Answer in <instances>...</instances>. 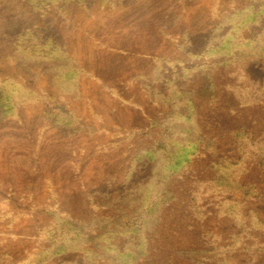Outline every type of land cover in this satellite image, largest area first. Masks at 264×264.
Returning a JSON list of instances; mask_svg holds the SVG:
<instances>
[{
	"label": "rangeland",
	"instance_id": "obj_1",
	"mask_svg": "<svg viewBox=\"0 0 264 264\" xmlns=\"http://www.w3.org/2000/svg\"><path fill=\"white\" fill-rule=\"evenodd\" d=\"M247 2L139 0L127 4L125 0H89L69 5L65 16L53 18L55 31L87 70L84 74H90L83 75L74 94L64 95L37 63L25 66L14 58L0 61V78H15L51 99L28 103L18 110L16 117L0 120V251L12 254L9 264L25 259L31 250L38 254L33 264L39 263L40 254L52 247L54 233L48 226L54 223L56 212L63 218L89 221L93 210L98 208L95 199L99 195L121 194L117 189L139 191L138 178L152 174L154 167L160 168L154 162H145L148 159L141 161L142 155L137 156V152L159 144L155 133L160 135L162 128L155 122L162 125L161 119L170 107H158L154 101L144 100L135 84H141L143 78L149 82L157 78L158 65L166 64V61L158 64L159 57L171 60L164 72L166 77L172 60L180 55L174 46L188 31L203 36L214 23V16L218 15L217 23L223 17L221 13L233 12ZM20 22L14 24L20 34L32 28L25 21ZM7 28L9 23L3 24L0 32ZM214 77L222 93L223 108L201 106L198 120L204 135L215 139L217 149L194 158L171 181L170 189L178 198L166 208L158 227V232L162 230L178 246L203 247L207 240L203 232L191 227L194 212L190 191L194 182L214 174L211 169L214 161L235 154L236 132L246 129L248 135L254 134L253 139L264 136V104L243 107L228 89L240 80L247 93L262 95L264 60L250 58L214 72ZM116 92L135 102L134 107L115 99ZM136 103L140 106L136 107ZM56 108L74 112L83 124L93 127L92 134L72 136L69 130L44 117L46 110ZM174 115L164 125L185 126V120L175 111ZM130 179L139 185L126 190L125 183ZM242 180L255 183L264 192V167L254 165ZM246 208L264 219V200L250 202ZM196 218L201 224L198 215ZM212 225L227 240L241 232L231 221ZM6 231L12 234H5ZM36 237L41 240L38 244ZM237 251L233 256L238 264H264V256ZM28 263H32L31 259Z\"/></svg>",
	"mask_w": 264,
	"mask_h": 264
},
{
	"label": "trees",
	"instance_id": "obj_2",
	"mask_svg": "<svg viewBox=\"0 0 264 264\" xmlns=\"http://www.w3.org/2000/svg\"><path fill=\"white\" fill-rule=\"evenodd\" d=\"M87 1L0 0V26L9 23L5 30L8 32H0V50L3 51L0 61L14 58L25 66L37 63L64 95L76 93L80 79L90 74H84L87 70L59 38L53 18L65 16L69 5ZM138 1L125 0L127 4ZM221 15L223 17L217 23L218 15L214 16V23L203 36L188 31L177 42L174 47L180 55L172 60V68L168 69L166 77L164 72L171 60L159 57L158 64L161 61L166 64L158 65L157 78L151 82L143 78L141 84H135L144 100L154 101L158 107H170L161 119L162 125L155 122L162 128L160 135L155 133L159 144L137 152V156L142 155L141 161L148 159L145 162H154L160 168L154 167L152 174L138 178L139 191L117 189L121 194L99 195L95 199L98 208L93 210V218L89 221L63 218L56 212L54 223L48 226L54 233L52 247L40 254L38 264H137L147 260V264H238L233 256L237 250L254 257L264 256V219L246 208L250 202L264 200V192L255 183L242 180L254 165L264 167V136L253 139L254 134L248 135L246 129L235 133V154L214 161L211 168L214 174L195 181L190 191L195 216L191 227L206 236L208 241L205 238L204 246H178L170 242L162 230L158 232L166 208L178 198L170 189L171 181L194 158L217 149L215 139L204 135L198 120L201 106L215 110L223 108L222 93L214 72L242 64L250 58L264 60V0H248L233 12L224 11ZM20 20L32 28L20 34L21 30L14 26L15 22L21 23ZM2 40L9 43L1 44ZM239 82L236 80L235 87L228 89L243 107L264 104V93H247V88L241 87ZM116 93H113L115 99L134 107L135 102ZM47 100L51 99L46 93L34 91L15 78H0V120L16 117L18 110L28 103ZM139 106L136 103V107ZM173 110L185 120V126L169 128L164 125L175 116ZM44 117L69 130L72 136L83 132L92 134L91 125L83 124L78 115L64 108L46 110ZM125 184L126 190L139 185L132 179ZM222 221L233 222L241 232L227 240L212 225L220 226ZM5 234L11 235L12 231ZM35 239L37 244L41 241ZM0 254V264H9L11 253L1 250ZM37 258L38 254L31 250L29 256L15 263L33 264ZM28 259L32 263H28Z\"/></svg>",
	"mask_w": 264,
	"mask_h": 264
}]
</instances>
